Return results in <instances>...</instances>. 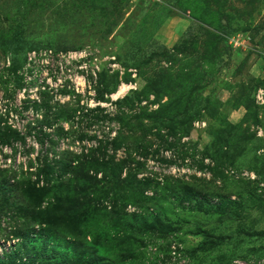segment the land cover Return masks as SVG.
Returning a JSON list of instances; mask_svg holds the SVG:
<instances>
[{"label":"rangeland","instance_id":"rangeland-1","mask_svg":"<svg viewBox=\"0 0 264 264\" xmlns=\"http://www.w3.org/2000/svg\"><path fill=\"white\" fill-rule=\"evenodd\" d=\"M110 160L141 182L116 231L146 242L96 249L112 263L264 264V0H0V182L58 187L8 194L21 220L0 195V258L29 220L60 236L52 253L83 252L78 170Z\"/></svg>","mask_w":264,"mask_h":264},{"label":"trees","instance_id":"trees-1","mask_svg":"<svg viewBox=\"0 0 264 264\" xmlns=\"http://www.w3.org/2000/svg\"><path fill=\"white\" fill-rule=\"evenodd\" d=\"M25 45L26 43L22 40L21 36H16L8 43L2 45L12 54L14 66L15 61L17 60L16 54L20 50L24 49ZM128 98L129 97H125V99L122 100L125 102ZM117 102L118 104L121 103V101ZM17 138L18 137L16 135L14 139ZM92 161V163L88 164L96 163V165L99 166L98 169L103 168L101 167L102 165L97 163V159L92 158ZM65 162L66 160L58 158L52 162L44 163V166H39L37 170L42 172L45 177L52 174L54 168L58 167L60 170L64 169ZM80 163L81 162L79 161L76 162L75 165L78 166L75 171L81 167ZM109 165L111 166H108L106 169L101 171L100 180H97L96 177L87 175V173L84 174V169L78 170V178L81 181H79L76 185V196L81 200L82 204L85 205L83 209H87V213H89L90 218H92V222L85 226V229L88 230L89 233L83 236V240L79 242L80 247L84 248V250L81 249L83 252L76 249L67 251V253L63 255L59 253H52L54 248H59L61 245L60 236L56 235L54 231L52 232L49 229L48 224L38 223V225H36V222L31 217L33 221H26L20 227L17 226L9 228L6 237H9L16 242H14L13 245H9V251L2 254L0 264H119L112 263L109 258L106 257V251L108 250L105 251V249H96L103 247L101 245H110L111 249L114 250L115 248L122 246L125 242H128L127 239L135 240L132 243L135 246L133 251L137 256H141L143 252L141 248L146 246V242L143 241L144 239H135L136 237L134 236V233L130 232L126 228L125 231H116V229L121 226V223L119 222V220H121V215L119 214L120 206L125 203L126 200H132L131 192L135 191L133 185L140 184L141 182L134 178L130 180V182H128L129 178L125 177L122 179L120 174L121 170L118 169V166L114 164L113 160H110ZM46 178L50 180L51 183L50 185L41 188L31 186L34 184H31L29 181H22L20 184H18L17 181L14 186H8V181L2 178V181L0 182V195L2 197L3 206L8 205L6 209H9V207L11 208L10 213L8 214L11 217L10 219H14L15 216H18V219L20 220L23 218L21 217V208L13 205V202L9 203V195L14 193L15 190H20L22 195L25 193H40L41 195H49L51 191H56L58 187L56 186L57 182H55V180L50 177ZM52 181L54 182L52 183ZM90 197L92 199H90ZM131 204H135L133 203V200ZM3 206H0V231L6 232L7 229L1 228V221L3 220L1 217L4 216ZM208 209L209 211H217L219 208L215 207L216 210H214V207H208ZM206 211L209 212L207 209ZM134 213L133 217H143V211L141 213ZM148 216L150 217V221H154L159 218L153 216L151 213ZM156 228L158 229V227ZM171 233H173V230L169 234ZM69 243L72 245L74 244L73 241H70ZM221 243L222 239L218 240L215 245H219ZM145 249L146 247L143 250ZM76 259H79V261L76 262Z\"/></svg>","mask_w":264,"mask_h":264}]
</instances>
